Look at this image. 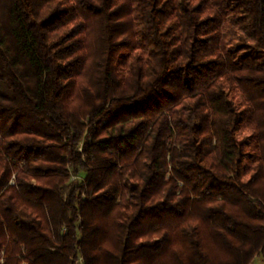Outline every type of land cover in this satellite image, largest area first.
Wrapping results in <instances>:
<instances>
[{"label":"trees","instance_id":"trees-1","mask_svg":"<svg viewBox=\"0 0 264 264\" xmlns=\"http://www.w3.org/2000/svg\"><path fill=\"white\" fill-rule=\"evenodd\" d=\"M256 257L264 0H0V264Z\"/></svg>","mask_w":264,"mask_h":264},{"label":"rangeland","instance_id":"rangeland-1","mask_svg":"<svg viewBox=\"0 0 264 264\" xmlns=\"http://www.w3.org/2000/svg\"><path fill=\"white\" fill-rule=\"evenodd\" d=\"M245 135H246V134H245L244 132H240V133L238 134V136H237V139L240 140V139L242 138V136H245ZM248 150H251V148H248ZM253 164H254V160L246 159V160L244 161V166H245V168H246L247 170L250 169V168L253 166ZM72 180H73V177H72ZM22 264H24V263H22ZM78 264H84L82 258H80ZM251 264H262V260H261L260 257H256V258L252 261Z\"/></svg>","mask_w":264,"mask_h":264},{"label":"built area","instance_id":"built-area-1","mask_svg":"<svg viewBox=\"0 0 264 264\" xmlns=\"http://www.w3.org/2000/svg\"><path fill=\"white\" fill-rule=\"evenodd\" d=\"M74 179V178H73ZM80 260V259H79Z\"/></svg>","mask_w":264,"mask_h":264}]
</instances>
